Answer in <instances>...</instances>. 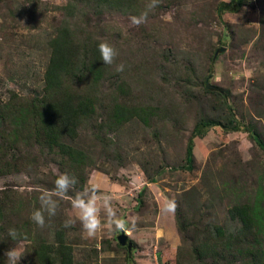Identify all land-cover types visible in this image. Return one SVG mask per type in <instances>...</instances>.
<instances>
[{
  "label": "rangeland",
  "instance_id": "1",
  "mask_svg": "<svg viewBox=\"0 0 264 264\" xmlns=\"http://www.w3.org/2000/svg\"><path fill=\"white\" fill-rule=\"evenodd\" d=\"M68 3L0 0V103L41 97L51 42L65 27L82 43L107 42L118 51L93 88L94 116L73 142L90 157L81 169L83 186L76 178L45 227L31 214L40 207V193L68 175L67 159L44 149L35 163H15L10 155L26 160L28 147L0 140V264H7L11 248L24 254L19 264H38L33 247L40 239L54 242L58 233L71 244L76 264H195L193 249L210 239L209 231L215 238V226L224 233L217 251L233 244L234 255L225 259L246 263L257 253L264 264V234L253 250L236 245L247 232L241 236V222L230 213L258 191L264 204V0H158L151 10V0H136L125 10L87 0L72 15ZM145 12L146 23L132 24V16ZM120 64L124 70L117 72ZM120 82L128 85L127 95H117ZM113 100L151 107L155 115L148 124L137 117L110 122ZM209 121L210 127L192 135ZM93 185L100 203L110 198L127 232L114 230L103 213L93 238H86L79 222L63 226L75 216L71 198ZM165 201L176 203L175 212L161 211ZM122 232L134 245L131 257V246L119 245ZM195 259L201 260L197 252Z\"/></svg>",
  "mask_w": 264,
  "mask_h": 264
},
{
  "label": "trees",
  "instance_id": "2",
  "mask_svg": "<svg viewBox=\"0 0 264 264\" xmlns=\"http://www.w3.org/2000/svg\"><path fill=\"white\" fill-rule=\"evenodd\" d=\"M68 2L67 6L72 15V12L74 13L78 8L77 5L82 2L87 3V0H68ZM97 2L117 10H125L131 8L136 0H97ZM69 30L65 27L51 42L52 52L44 70V88L41 97L22 104H15L12 100L0 103V140L2 144L5 142L11 144L10 147H16L21 140L28 147L25 151L26 160L17 158L14 154L10 155L16 158L15 163L18 161H24L29 165L35 163L40 154L44 153V149L63 159L66 158L68 175L79 177V183L83 186L85 176L81 169L88 163L90 157L73 142L78 137L82 123L94 116L96 95L93 93V88L104 80L110 66L101 60L97 41L93 44L91 41L82 43L72 37ZM115 90L118 96L129 93L128 85L123 82L116 84ZM205 90L212 92L208 87H205ZM111 104L112 107L107 114L109 121L116 124L125 123L133 117L148 124L149 117L155 115L151 107H136L115 100ZM212 123V121L199 123L192 130V135L205 130ZM34 144L41 148L38 153L32 149ZM192 159L193 154L188 146L186 160L191 162ZM261 196V191L260 193L258 191L250 202L234 204L230 208L231 217L241 222V236L245 237L247 232L245 237L247 240L245 242L238 240L236 245L249 244L253 250L261 244L259 237L264 234V204L261 202ZM213 232L216 235L214 239V234L209 231L208 239H210L204 240L201 248L193 249L195 264H263L262 260L256 257L257 253L246 263L225 259V256L234 255L233 244L223 243L222 252L217 251L218 241L224 233L219 226H215ZM72 250L71 244L66 243L63 235L58 233L54 242L38 240L37 245L33 247V255L38 264H76ZM235 250L236 253H240L242 249L237 246ZM195 252L201 258L200 261H196ZM210 253L216 258L218 256V260L212 259ZM207 258L211 261H207ZM178 260V263L182 262L181 259Z\"/></svg>",
  "mask_w": 264,
  "mask_h": 264
},
{
  "label": "clouds",
  "instance_id": "3",
  "mask_svg": "<svg viewBox=\"0 0 264 264\" xmlns=\"http://www.w3.org/2000/svg\"><path fill=\"white\" fill-rule=\"evenodd\" d=\"M157 3L158 0H151V3L147 5V8L149 10L154 9L157 6ZM147 16V12L142 13L139 17L132 16L131 22L132 24L139 26L140 24L147 22ZM98 48L103 63L106 65H112L118 55L117 49L107 42H101ZM123 70V64L116 67L117 72H122ZM76 183L77 180L75 177H70L67 174L58 176L54 181V187L51 190H44L40 193V207L33 211L31 214V220L40 228L45 227L46 218L56 216L59 208V201L68 198L70 190ZM96 191L97 186L93 185L91 191L85 189L82 193H77L71 198L70 203L75 211V216L66 219L63 226L68 228L79 222L83 232L86 234V238H93L103 227V213L108 218L107 223L112 226L114 230L127 232L126 222L117 217V211L111 206L110 198L105 197L103 203H100L95 194ZM175 210L176 203L174 201H165L161 206V211L164 213H172L175 212ZM8 235L15 239L17 233L14 229H10ZM129 241L130 240L128 239V242ZM23 255L24 254L18 249L11 248L5 253L6 262L7 264H19Z\"/></svg>",
  "mask_w": 264,
  "mask_h": 264
},
{
  "label": "water",
  "instance_id": "4",
  "mask_svg": "<svg viewBox=\"0 0 264 264\" xmlns=\"http://www.w3.org/2000/svg\"><path fill=\"white\" fill-rule=\"evenodd\" d=\"M117 239L119 240L120 244H122V245H127V243H128V244H129V245H128L129 248H130V246L132 245V243H131L130 241L127 242V235L124 234V233L119 234V235L117 236Z\"/></svg>",
  "mask_w": 264,
  "mask_h": 264
},
{
  "label": "crops",
  "instance_id": "5",
  "mask_svg": "<svg viewBox=\"0 0 264 264\" xmlns=\"http://www.w3.org/2000/svg\"><path fill=\"white\" fill-rule=\"evenodd\" d=\"M130 241H131V240H130ZM131 243H132V241H131ZM133 250H134V245L132 244V245H131L130 257H131V255H132V253L134 252Z\"/></svg>",
  "mask_w": 264,
  "mask_h": 264
}]
</instances>
